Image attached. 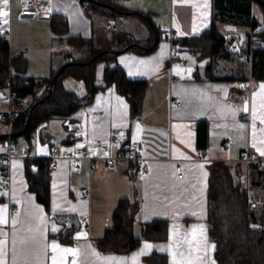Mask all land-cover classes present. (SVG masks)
<instances>
[{"label": "crops", "instance_id": "obj_1", "mask_svg": "<svg viewBox=\"0 0 264 264\" xmlns=\"http://www.w3.org/2000/svg\"><path fill=\"white\" fill-rule=\"evenodd\" d=\"M114 1L131 13H88L80 0H51L47 13L27 21L19 18L21 0H0V11L7 13L0 16V32H8L12 55L26 57L25 74L45 77L65 58L82 55L68 42L69 35H81L99 45L113 30L123 29L148 39L149 24L137 12L149 16L169 36L176 31L179 38L197 35L212 23V0ZM53 13H61L67 20L63 37L52 30ZM110 24L116 28L109 29ZM218 26L231 47L235 41L236 49L248 43L246 35L241 40L247 27ZM170 49L171 38H162L147 52L123 51L115 60L96 64L99 81L105 67L116 64L130 78L147 80L139 116L131 115L126 96L109 85L72 114L70 122L79 123L78 130L70 129L66 120L52 118L41 122L29 136L15 139L17 152L25 156L12 159L8 187L0 181V218L7 221L0 223V260L4 264H53V257L55 264H218L207 220L210 165L218 160H224L234 181L248 189L253 217L264 226V169L257 162L236 160L246 151L264 152V71L258 78L248 69L242 70L239 59L217 58L213 70L207 72L209 57L198 58L189 49L178 47L177 57L171 61ZM70 76L64 78L65 86L84 95L83 81H67ZM175 97L180 98V105ZM200 120L207 123V144L202 149L206 159L198 157ZM5 129L3 123L0 150ZM114 134H122L126 142L147 140V176L126 159L108 170L103 160L91 166L86 158L79 165L62 158L51 173L49 209L38 201L28 187L27 157L49 156L52 140L74 152L81 145L95 152L99 142ZM178 162L183 166L182 177L176 171ZM124 198L138 205L133 233L140 242L128 252H102L95 239L112 225L113 212ZM13 206L19 210L16 217L10 216ZM154 219L165 220L166 238L153 240L143 235L145 223ZM68 232L70 238L63 240L60 234ZM52 245L57 246L55 250Z\"/></svg>", "mask_w": 264, "mask_h": 264}, {"label": "trees", "instance_id": "obj_2", "mask_svg": "<svg viewBox=\"0 0 264 264\" xmlns=\"http://www.w3.org/2000/svg\"><path fill=\"white\" fill-rule=\"evenodd\" d=\"M85 3L86 12L103 11L110 15H118V11L104 7L95 0H80ZM110 3L119 10L128 11L114 0H99ZM257 5L261 10V17L254 12ZM212 23L197 35L183 38H172L179 48H187L198 58L209 57L206 71L214 68L217 58L239 59L242 70L248 69L256 77H261L264 71V9L257 0H212ZM148 14V13H146ZM53 32L58 37L67 32L68 24L64 15L53 13L50 18ZM262 26H259V23ZM218 23H228L247 27L245 35L248 43L240 46L246 51V58L234 55L236 47L231 48L232 42L219 28ZM150 36L146 40L136 37L133 33L116 29L96 45L91 39L81 35H69L68 42L75 44L82 54L79 57L65 58L59 66L52 68L50 73L42 77L44 82L39 84L40 77L25 74L27 60L22 54L12 55L8 38L0 32V84L13 81V88L20 95L28 98L13 122L14 139L20 135L31 133L41 122L52 118L71 119L72 114L81 106L91 102L99 89L113 85L118 92L125 95L132 116H139L142 111L143 96L147 86L146 79L130 78L124 68L116 64L107 66L101 80L96 77V64L100 60H115L119 53L128 50L147 52L145 47H151L155 42V34L151 26ZM159 39L170 38L163 28H158ZM253 47L250 50V43ZM138 43V45H132ZM96 56V57H95ZM251 57V58H250ZM251 60V62H250ZM86 62L87 64H69L54 84V78L60 67L67 62ZM71 75L82 80L86 92H77L64 84V78ZM246 75V74H245ZM52 94L41 104H36L50 91ZM31 113V121L24 132L27 118ZM197 144L203 149L207 144V123L200 120L197 125ZM50 159L44 157H27L25 159V175L30 190L46 209L50 204V179L52 170ZM137 203L128 198L121 199L113 212V223L104 234L95 239L97 247L102 252H128L132 250L140 239L133 233L134 212ZM208 222L209 235L215 241V257L218 264H264V226L253 217V207L248 189L235 182L229 165L224 160H218L210 165L208 187ZM70 233L60 234L63 240L70 238ZM143 235L146 238L158 240L167 236L165 220L154 219L145 223ZM166 262V256L163 253Z\"/></svg>", "mask_w": 264, "mask_h": 264}, {"label": "built area", "instance_id": "obj_3", "mask_svg": "<svg viewBox=\"0 0 264 264\" xmlns=\"http://www.w3.org/2000/svg\"><path fill=\"white\" fill-rule=\"evenodd\" d=\"M85 6V3H83ZM51 8V0H21V9L19 12V18L21 20L33 21L39 15L47 13ZM262 26V23H259ZM114 24H110L109 29H115ZM8 37V32L3 33ZM171 49L170 60L174 61L177 57L178 44L172 41V38H177L178 33L176 31L170 32ZM253 47V42L250 43V50ZM264 47V43L262 44ZM235 56L246 58L251 53H247L242 49L234 51ZM251 58V57H250ZM44 82V78L40 77L38 83ZM26 98L23 97L13 88V81L9 80L6 83L0 84V121L5 124V134L1 137V144L3 150H0V181L3 187H8L10 181V163L12 159L16 157L25 156V154H19L16 148V142L13 133V122L18 116L20 108L25 105ZM176 104H181L179 97L174 98ZM51 149L49 153V167L51 170L56 169L59 166V162L62 158H67L75 165H79L83 158L89 160L90 165L93 166L97 160H103L107 164L108 170H114L117 168V163L121 159L137 164L139 172L142 176H147L150 171L149 160L145 158L144 153L148 147L146 139H136L126 142L122 134H114L109 140L101 141L97 145L95 152H91L87 145H81L77 147V151H71L68 148L63 147L59 141H51ZM198 157L206 159V156L202 149L198 151ZM238 161L244 162H257L261 169H264V156L258 155L253 151H246L236 158ZM176 171L179 177L183 176V166L181 162L176 165ZM88 195V191H84ZM19 213L17 206L11 208L10 216L16 217ZM85 220H88L87 218ZM78 245V242L75 243Z\"/></svg>", "mask_w": 264, "mask_h": 264}, {"label": "water", "instance_id": "obj_4", "mask_svg": "<svg viewBox=\"0 0 264 264\" xmlns=\"http://www.w3.org/2000/svg\"><path fill=\"white\" fill-rule=\"evenodd\" d=\"M95 1H96L98 4H100V5L104 6V7H107V8H110V9H113V10L118 11V13H120V14H128V13H131V11H123V10H119V9H117L116 7H114V6H113L112 4H110V3L102 2V1H99V0H95ZM257 1L262 5V7H263V9H264V0H257ZM136 12H137V11H136ZM137 13H138L139 15H141V16L147 21V23L149 24V26H151L152 29H153V31H154V34H155V42H154V44H153L151 47H145L146 50H151V49H153L154 46L157 44L158 39H159L158 31H157V27H156L155 24L152 22V20L150 19L149 16H147V15L141 13V12H137ZM229 37H230V36H229ZM244 37H245V34L242 33V35H241V40H243ZM133 45H138V43H133V44L130 45V46H133ZM234 45H236V41L233 42V45H232L231 48H233ZM95 57H96V56H95ZM72 63L79 64V65H80V64H81V65H83V64H87L86 62H80V61H77V62H67V63H65L64 65H62V66L60 67V69H59L57 75L55 76V78H54V84L56 83L57 78L60 76V74H62V72L64 71V69H65L69 64H72ZM52 90H53V89H50L49 93H48L44 98H42V99L39 100L36 104H34L33 108H34L37 104H41V103H43V102H44V101H45V100H46V99L52 94ZM30 121H31V113L29 114V116H28V118H27L26 125H25V127H24V129H23L22 132H24V131L26 130V128H27V126L29 125ZM65 123L70 127V129H76V130H78V129L80 128V127H79V123H76V122L71 123L69 119H67V120L65 121Z\"/></svg>", "mask_w": 264, "mask_h": 264}, {"label": "snow or ice", "instance_id": "obj_5", "mask_svg": "<svg viewBox=\"0 0 264 264\" xmlns=\"http://www.w3.org/2000/svg\"><path fill=\"white\" fill-rule=\"evenodd\" d=\"M5 2H7V0H5ZM7 13L6 12H3V11H0V16H6ZM140 63H146L144 61H141ZM262 88H264V85L261 86ZM256 120V116H255V112H253V121L255 122ZM262 123H264V119H262L261 121ZM261 155H264V152H261ZM7 221L6 220H3L2 218H0V223H6ZM13 224H15V221H13ZM56 229L53 228V231H55ZM56 245H52V248L53 250L56 249ZM146 248H150L151 246L150 245H145ZM61 251H65V252H68V251H73L71 249H62ZM109 259H112V258H109ZM0 264H4L3 260H0ZM53 264H55V257H53Z\"/></svg>", "mask_w": 264, "mask_h": 264}, {"label": "rangeland", "instance_id": "obj_6", "mask_svg": "<svg viewBox=\"0 0 264 264\" xmlns=\"http://www.w3.org/2000/svg\"><path fill=\"white\" fill-rule=\"evenodd\" d=\"M254 12H255V14L257 15V16H259V17H261V10H260V8L257 6V5H255L254 6ZM74 80V81H79V79H76V78H73L72 76H70L69 78H66V80L67 81H69V80ZM81 83H82V81H80ZM83 84V83H82ZM68 86V85H67ZM69 87V86H68ZM71 88V87H70ZM1 133H4V131H3V122H1L0 121V134ZM19 138H22L23 136L22 135H20V136H18Z\"/></svg>", "mask_w": 264, "mask_h": 264}]
</instances>
